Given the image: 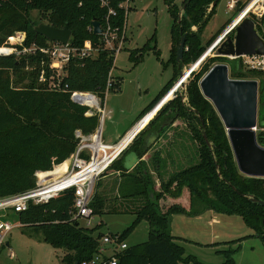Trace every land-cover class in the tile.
I'll return each instance as SVG.
<instances>
[{"label":"trees","instance_id":"16d2710c","mask_svg":"<svg viewBox=\"0 0 264 264\" xmlns=\"http://www.w3.org/2000/svg\"><path fill=\"white\" fill-rule=\"evenodd\" d=\"M120 1L108 0V4L115 9L110 21L118 26L123 24L125 18V10L117 7ZM210 1L181 0L177 5L174 0H164L171 18L168 62L172 65L173 73L138 116L171 86L178 68L196 60L211 40L212 36L203 43L200 37V30L214 8L212 6L206 11ZM182 4V13L177 22L178 9ZM105 11L106 8L98 0H5L0 3V46L9 45L7 36L16 29L25 32V44H44L46 38L32 29L33 24L41 20L55 27L66 25L70 30L68 40L72 45H80L85 38L96 44L99 34L92 32L88 26L92 20L102 24ZM184 31L182 58L181 62L176 63L175 46ZM41 60L43 63H40ZM222 60V56L213 55L206 58L199 68L191 70L185 82L188 106L175 93L159 107L146 128L137 132L97 176L89 201L92 213L129 210L134 214L131 222L118 232L119 239H124L140 220H145L148 225L145 240L127 244L115 254L117 264H207L190 254H184L183 245L169 232L171 214L194 215L205 209L239 215L264 247V205L245 196L251 193L264 200V177L248 176L237 170L225 129L212 104L198 87V80L209 65ZM47 61V57L38 51L18 57L11 53L0 55V195L32 186L34 170L50 168L73 151L78 141L74 135L75 129L89 134L98 126L97 114L85 115L86 106L72 101L69 94L72 90L92 91L103 97L106 74L112 66L109 51L99 48L92 57H74L66 61L57 79L59 87L56 88L45 86L51 72ZM27 64L31 68L24 71ZM40 68L44 69V79L41 81L37 79ZM259 72L243 71L233 63L229 76L255 77ZM118 84L119 78H114L107 90L114 91ZM87 101L88 98H82V102ZM164 116H173V121L161 129L158 137L160 145L153 146L146 159L141 158L145 153L141 147L143 133L156 128ZM256 123L264 125V80L257 83ZM203 132L211 143L210 147L204 142ZM255 135L257 142L264 144V132L258 131ZM173 145L183 146L187 160L166 170V150ZM189 149L195 157L190 164ZM129 150L134 151L139 159L125 169L122 156ZM64 165L65 161L56 169ZM107 173H112V177L117 179L113 203L108 204L109 207L106 206V196L100 191L102 177ZM154 180L158 188H154ZM72 194L71 188L65 189L46 202H29L24 210L16 213L23 225L40 230L44 241L62 248L64 252L59 260L67 264L89 257L96 249L97 238L101 234L99 231L94 234L98 224L86 227L70 219L68 209ZM194 204H200V207L195 209ZM222 251L227 255L229 250ZM229 263L227 256L220 264Z\"/></svg>","mask_w":264,"mask_h":264},{"label":"rangeland","instance_id":"374dc122","mask_svg":"<svg viewBox=\"0 0 264 264\" xmlns=\"http://www.w3.org/2000/svg\"><path fill=\"white\" fill-rule=\"evenodd\" d=\"M180 1L174 0L177 5ZM225 2L226 0H218L216 2L213 11L200 30V37L203 43L212 36L202 52L208 47L214 37L218 35L222 29L220 28L219 30V27L225 23L231 14V11L226 10ZM34 13L32 12V14ZM170 22L171 18L167 12L164 0H129L124 18L126 39L122 48L115 53L110 68L111 75L114 78L118 77L120 84L114 91L107 90L100 103L105 112H109L111 120L115 118L111 122L110 118H107L106 113L102 115L101 119L99 118L98 124L100 125V134L103 140H113L114 126H116V129H119L130 118L137 119L140 117L142 114L137 116V113L172 76L173 68L168 62ZM260 34L262 35V33ZM152 35L153 37H151ZM212 53L213 51H210L197 64L195 69L199 68L206 58L213 56ZM223 60L226 61L228 71H230L234 61ZM30 68V65L27 64L23 69L25 71L30 70ZM53 72L57 74L56 71ZM12 76L11 74L10 77L12 78ZM58 76L54 75L45 86H50L51 81L56 80ZM255 77L259 78V82L261 83L264 78V72L255 74ZM174 81L171 85H173ZM99 98L101 97L99 96ZM166 100L168 98L161 105ZM159 107L155 109L150 118L153 117ZM147 123L140 130L143 131ZM194 161L195 157L190 154L189 149L188 164ZM60 169L62 168L55 170L58 171ZM102 179L103 185L100 191L106 196V206L109 207L113 203L117 179L112 177V173H107ZM154 188H158L155 180ZM93 189L94 186H92V191ZM193 207L195 209L199 208L200 204H194ZM219 214V221L211 225L215 228V233H217L215 237L212 235L213 232L210 233V226L204 221L205 218L202 221L188 219L189 221L187 222H181L176 217L178 215H173L170 227L171 231L173 233H183L187 237V240L179 241L184 247V254H190L199 262L207 264H220L224 262L227 256L230 259L229 264H264V247L258 237L252 235V229L246 226L237 214L223 212ZM133 216L134 214L129 210L94 213L89 219L88 226L91 227L98 224L94 234L97 231L101 232V234L118 233L131 222ZM11 219L17 221L18 218L15 213L11 212ZM79 222V225H81L85 223V220L79 219ZM147 230V222L140 220L128 232L124 240L127 244L141 242L146 239ZM228 239L232 240L227 243L223 242ZM226 249L229 250L227 251V255L222 251ZM9 250L13 253L12 257L7 255ZM63 252L62 248L54 247L44 241L40 230H35L32 226L21 223L14 225L4 236L0 245V264H59V259ZM178 264L186 263L178 262Z\"/></svg>","mask_w":264,"mask_h":264},{"label":"built area","instance_id":"2783aa9c","mask_svg":"<svg viewBox=\"0 0 264 264\" xmlns=\"http://www.w3.org/2000/svg\"><path fill=\"white\" fill-rule=\"evenodd\" d=\"M3 1L5 0H0V3ZM98 1L101 6L106 8L102 24L98 23L100 27V32L97 33L99 34L98 43L94 44L89 38H85L78 46L72 45L68 39L63 43L57 40L46 39L47 41L44 44H37L35 42L25 44V32L16 29L7 36L9 45L0 46V55L11 53L14 57H18L23 54L35 53L37 51L43 53L48 59L47 67L51 70L49 80H51L54 75L58 76L60 74L63 64L69 59L74 57H92L97 53L99 48L108 50L112 55L113 61L115 53L122 48L124 40L126 39L124 22L121 26L112 24L110 17L115 14V9L108 4V0ZM128 2L129 0H122L117 3V7H122L126 12V9H128ZM225 8L231 11V14L223 24L218 35L214 37L208 47L198 57V63L210 53V51H213L214 47L224 40L227 35L233 36L235 26L244 17H249L252 20L255 32L264 40V0H226ZM191 28H194V25H191ZM88 29L92 30L91 24L88 26ZM260 33H262V35ZM219 56H222L223 59L233 60L234 63L238 60L240 62V69L243 71L255 70L264 72V52L227 53ZM196 62L197 60L191 62L189 65L195 69L198 64ZM220 62H224L227 65L224 60ZM40 63H43V60H41ZM53 71H56L57 74ZM228 72L227 66V75L229 76ZM232 78H254L257 83L259 80L257 77ZM37 79L40 81L44 79L43 68H40ZM57 79L51 81L50 87H59ZM113 80L114 77L111 75L109 69L105 79L104 95L111 86ZM176 89L177 87H175L173 83L158 101L138 117L131 127L113 143H105L102 141L100 138L99 124L95 130L89 134H82L80 130L75 129L74 135L78 138V141L75 148L66 159L53 164L50 168L34 170V183L32 186L17 192L0 195V245L6 233L14 225L21 224L18 219L17 221L11 219V212L16 214L24 210L29 202H46L68 188H71L73 192L71 206L68 209L70 219H75L77 222H79V219L85 220V223L81 225L89 227V219L93 214L89 201L92 195L94 180L132 141L136 133L148 122L155 109H157L166 98L169 99L175 95ZM69 97L71 100L74 97H79L81 99V102L78 103L86 106L83 112L85 115L96 113L98 118L101 119L102 115L106 113L104 108L100 105L103 97L99 98L98 94L95 92L72 90L70 91ZM83 97L90 99V102H82ZM140 121V125L137 126ZM252 128L255 133L258 131L264 132V125H258L256 122ZM64 161V167L58 171L55 170L56 167ZM126 246L127 243L125 240L118 238V233L100 234L97 238L96 249L90 256L78 261L75 260L70 264H117L115 254ZM7 255L12 257V251L9 250ZM59 264L67 263L60 262L59 260Z\"/></svg>","mask_w":264,"mask_h":264},{"label":"water","instance_id":"95a60500","mask_svg":"<svg viewBox=\"0 0 264 264\" xmlns=\"http://www.w3.org/2000/svg\"><path fill=\"white\" fill-rule=\"evenodd\" d=\"M218 0H211L207 10ZM183 4L178 9L177 22L182 13ZM92 32H100L97 20L91 21ZM34 32L43 35L48 40H57L65 42L70 30L66 25L55 27L42 21L33 24ZM195 29V26L194 28ZM186 32L179 35L175 46V61L181 62L182 50L184 45V36ZM251 53L264 52V40L255 32L252 20L244 17L234 28L233 36L227 35L213 49V55H222L227 53ZM198 63V58L196 59ZM195 60V61H196ZM236 68H240V62L236 60ZM192 66L181 65L177 70L176 80L174 81L176 93H178L181 102L186 103L185 82ZM198 87L201 94L209 100L216 111L224 129L229 143L236 168L239 172L256 177H264V144L256 140L255 132L252 128L256 122L257 111V81L254 78H232L227 75V65L224 62H214L200 76ZM75 102H81L79 97L72 99ZM188 106V105H187ZM191 109V108H190ZM173 121V116H164L158 121L156 128L146 130L141 137V147L146 151L155 141L162 128ZM205 144L210 147L211 143L202 133ZM139 157L134 151L129 150L122 156V166L129 169ZM215 163V168H217ZM217 175L219 170L217 169ZM151 195V193H149ZM248 200L255 201L264 205V200L256 198L251 193L245 194ZM264 224V218L262 219Z\"/></svg>","mask_w":264,"mask_h":264},{"label":"crops","instance_id":"0c3cea01","mask_svg":"<svg viewBox=\"0 0 264 264\" xmlns=\"http://www.w3.org/2000/svg\"><path fill=\"white\" fill-rule=\"evenodd\" d=\"M114 77V76H113ZM119 84H120V81H119ZM119 84H118V87H119ZM117 87V88H118ZM140 112V111H139ZM139 112L137 113V116L139 114ZM106 114H107V118L109 119L110 118V121L112 122L113 120H115V118H113L111 120V116L109 115V112L106 111ZM135 119H129L124 125L122 124L120 126V128L116 129L114 126L113 128L115 130L114 131V135H113V140L109 141V140H103L102 139V136L100 134V138L102 139L103 142L105 143H113L115 142L121 135H123L130 127L131 125L135 122ZM116 122V121H115ZM175 122V121H174ZM100 131V129H99ZM159 137V136H158ZM109 139V138H107ZM160 145V139L157 138L155 141H153V143L150 145V147L145 151V153H143L141 155V158L143 159H146L149 155V153L152 151V148L153 146H159ZM185 149H183V146L182 145H173L172 147H168V149L166 150V152H168V154L166 153V160H165V169L166 170H169L171 169L172 166L174 165H179V164H183V163H186V160L187 158L185 157ZM149 165V163H148ZM150 167V165H149ZM183 199H181L182 201ZM183 202V201H182ZM220 212H217V211H214L213 209H205V210H202L201 212L197 213V214H194V215H186V214H182V213H173L170 215V219H169V232L176 236V241L179 242L181 240H187V237L186 235H184L183 233H173L170 229L171 227V220H172V217L173 215H178L176 217H178L177 219L179 221H184V222H187L189 221L188 219H195L197 221H202L204 218V221L206 222V224H208L210 226V233H212L213 237H215L217 235V233H215V228L211 225H213L214 223H217L219 221V214ZM229 240V239H228ZM231 240V239H230ZM225 241V240H224ZM180 243V242H179Z\"/></svg>","mask_w":264,"mask_h":264},{"label":"bare ground","instance_id":"6f19581e","mask_svg":"<svg viewBox=\"0 0 264 264\" xmlns=\"http://www.w3.org/2000/svg\"><path fill=\"white\" fill-rule=\"evenodd\" d=\"M206 52H207V51H206ZM88 102H90V99H88L87 103H88ZM140 123H141V121L137 124V126H139ZM137 126H136V127H137Z\"/></svg>","mask_w":264,"mask_h":264}]
</instances>
